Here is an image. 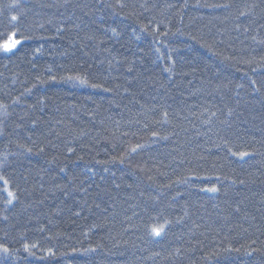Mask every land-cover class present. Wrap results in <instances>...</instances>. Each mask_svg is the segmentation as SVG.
Segmentation results:
<instances>
[{
    "label": "trees",
    "instance_id": "1",
    "mask_svg": "<svg viewBox=\"0 0 264 264\" xmlns=\"http://www.w3.org/2000/svg\"><path fill=\"white\" fill-rule=\"evenodd\" d=\"M122 2L0 0V29L23 13L45 37L0 53L7 264H264V0Z\"/></svg>",
    "mask_w": 264,
    "mask_h": 264
},
{
    "label": "snow or ice",
    "instance_id": "2",
    "mask_svg": "<svg viewBox=\"0 0 264 264\" xmlns=\"http://www.w3.org/2000/svg\"><path fill=\"white\" fill-rule=\"evenodd\" d=\"M65 2H67V0H65ZM99 3L102 6H106L110 9L113 10V12H116V9H124L126 7V4L122 2V0H117V3L115 5L111 4V3H107V0H99ZM15 6H19L18 4ZM142 8L145 7V5H141ZM212 7H224V8H228L229 5L224 4V5H212ZM252 7H255V5H253ZM147 10V9H145ZM23 13L20 14V16H22ZM250 15L249 12H244L241 11L239 13V17H244V16H248ZM20 16L18 15H12L9 19V23L4 26L2 29H0V53H4L6 55L8 54H15L16 52H18L20 50V47L29 40H33V39H45V37L40 36V37H35L34 35L28 34V29L31 28V25L29 24H23L21 23V19ZM239 17H237V19H239ZM49 23H51V21H49ZM44 25L40 24L39 28H43ZM146 30V29H145ZM248 29L245 28V31H247ZM63 29H58V32H62ZM105 31H111L112 36L115 37L117 35L116 30L113 29H105ZM153 34H157V33H153ZM88 39H93V37H88ZM253 40H255V37H253ZM102 43V41H101ZM40 49L37 48L36 49V53H39ZM10 58V56H9ZM35 66V65H34ZM110 67L112 66L111 63L109 65ZM131 69H129L130 71ZM166 71H170V69H165ZM49 72H51V69H49ZM52 81H56L57 77L56 76H50L49 77ZM59 79L61 81L64 82H70V83H74V84H78L81 86H88V87H92V88H103L102 84H98V83H90V81L86 78V77H82L80 74H74V75H68V76H61L59 77ZM41 84L45 83L46 81L44 80H40L39 81ZM251 84L254 86V91H259V88H255L256 85V81L252 80ZM36 85H33V87H35ZM238 87L242 88L243 85H238ZM105 91H108L109 89L104 88ZM32 89L28 88L25 89V92L31 93ZM19 102V97H17L15 100H13V103H18ZM8 104L2 103L0 102V115L3 116H7L8 115ZM229 115H231V110L229 111ZM165 116H167V113H165ZM226 122V121H225ZM0 123H2V121H0ZM19 127V125L17 126ZM3 134L2 128H0V135ZM124 135H127V133H124ZM159 134L157 132H152V136H158ZM29 139H31L29 137ZM18 147L23 148L24 145H18ZM143 145L140 144H136L135 146H132L128 151L129 153H135L138 149L142 148ZM27 152L31 153L32 152V148H27L26 149ZM40 152H43L44 149L40 148L39 149ZM69 154L72 153V149H69ZM229 151L231 152V149H229ZM14 154V153H13ZM232 155H239L240 158H244L246 156H249L250 153L248 152H240V153H236V152H231ZM8 158V154H5L3 159H0V168H3L6 161ZM124 160V156L120 157V161L121 163ZM218 181L221 179L220 177L216 178ZM225 179H227L225 177ZM0 182H2V189H0V203L3 204L4 206V211L8 212L10 210V208L12 206H14V202L18 200L19 198V189L16 188L15 190L13 189V187L10 184V181L8 179H6L3 175H0ZM233 184L236 183V181H231ZM241 184L244 183L243 180L240 181ZM117 187H119V185H117ZM201 191H205V192H209V193H217L220 189L216 186H211V187H207V188H202L200 189ZM84 191H87V189H84ZM239 209H237L238 211ZM76 215H79V212L76 213ZM0 219H2L4 222H7L9 217L8 215H3L2 217H0ZM156 219V218H153ZM171 222L168 220H165L163 223L158 224V226H149V230H148V234L151 236H155V237H159L162 233H164L165 228L168 224H170ZM5 236L7 237V233H5ZM253 243H255V241H253ZM23 251L28 253V255L30 256H36V252L33 251V249L37 248L38 245L35 243L29 244V243H24L23 244ZM20 251V249H13L11 247V245L9 243L6 242H0V264H7V262L14 258L15 254L18 253ZM77 251V249L73 248L72 252L75 253ZM85 251H95V249H85ZM227 251L231 252L233 251V249H227ZM235 251H239V249H235ZM253 251H258V249H253ZM57 255V253L55 251H53L52 249H48L46 255L41 256L40 259H52L55 258ZM60 255H66V253H60ZM248 255H252V252H249Z\"/></svg>",
    "mask_w": 264,
    "mask_h": 264
}]
</instances>
